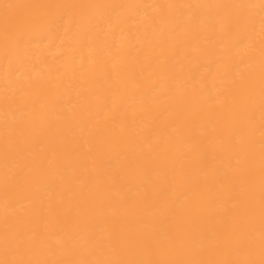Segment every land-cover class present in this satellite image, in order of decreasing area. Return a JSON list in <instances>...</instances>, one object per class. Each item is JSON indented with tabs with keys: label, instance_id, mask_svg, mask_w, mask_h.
<instances>
[{
	"label": "bare ground",
	"instance_id": "6f19581e",
	"mask_svg": "<svg viewBox=\"0 0 264 264\" xmlns=\"http://www.w3.org/2000/svg\"><path fill=\"white\" fill-rule=\"evenodd\" d=\"M0 264H264V0H0Z\"/></svg>",
	"mask_w": 264,
	"mask_h": 264
}]
</instances>
